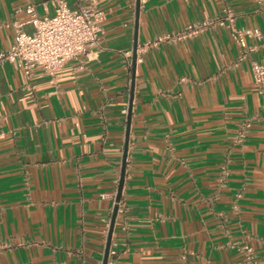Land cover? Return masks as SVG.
Listing matches in <instances>:
<instances>
[{"label":"crops","instance_id":"1","mask_svg":"<svg viewBox=\"0 0 264 264\" xmlns=\"http://www.w3.org/2000/svg\"><path fill=\"white\" fill-rule=\"evenodd\" d=\"M96 2L98 44L56 75L0 61V264H103L128 126L107 264H251L245 245L264 264V91L251 68L264 46L248 38L246 52L211 25L144 47L226 9L264 34V0H146L138 16L137 0ZM31 3L55 12V0H0V53L15 22L33 31Z\"/></svg>","mask_w":264,"mask_h":264},{"label":"built area","instance_id":"2","mask_svg":"<svg viewBox=\"0 0 264 264\" xmlns=\"http://www.w3.org/2000/svg\"><path fill=\"white\" fill-rule=\"evenodd\" d=\"M55 1V12L50 16H40L32 3L26 6L25 10L29 15L26 23L33 26V31L28 32L22 28L23 23L15 22V41L9 50L0 53V61L11 62L28 77L33 75L37 67L44 73L56 75L69 60L84 56L91 47L98 44L103 34L105 11L98 7L96 0H90L88 4L78 8L70 7L67 0ZM211 25L227 27L246 52L256 49L255 45L248 44V38H257L264 46V34L254 29L237 27L234 12L226 9L223 16L190 24L184 30L172 36L159 37L144 47L156 46L167 40L184 39ZM251 68L254 81L264 91V58L252 61ZM250 125V118L241 124L236 135L237 143L244 142ZM115 246L110 247V256L116 255ZM244 251L249 263L260 264L250 245H245Z\"/></svg>","mask_w":264,"mask_h":264},{"label":"water","instance_id":"3","mask_svg":"<svg viewBox=\"0 0 264 264\" xmlns=\"http://www.w3.org/2000/svg\"><path fill=\"white\" fill-rule=\"evenodd\" d=\"M140 5H141L140 0H137V16L139 14ZM137 46H138V44H137V41L135 40V44H134V60H133V81L135 79V68H136V59H137ZM132 96H133V94H132ZM131 117H132V105H130V107H129V112H128V122H129V124L128 125H130ZM128 136H129V126H128V130H127L126 147H125L124 157H123L122 174H121V177H120L119 187H118L117 194H116V197H115L116 204L114 206L113 213H112V218H111V222H110V227H109L108 238H107V242H106V248H105L103 264H107L108 263L110 247H111V243H112V234H113L114 225H115V220H116V216H117V212H118V208H119V202L121 201V198H122V190H123L124 181H125V175H126V160H127V154H128Z\"/></svg>","mask_w":264,"mask_h":264}]
</instances>
